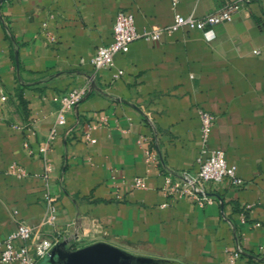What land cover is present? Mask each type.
Here are the masks:
<instances>
[{
	"label": "crops",
	"instance_id": "obj_1",
	"mask_svg": "<svg viewBox=\"0 0 264 264\" xmlns=\"http://www.w3.org/2000/svg\"><path fill=\"white\" fill-rule=\"evenodd\" d=\"M227 1L180 0L177 11L202 17ZM120 12L133 14L139 32L174 22L172 0L0 4V240L15 229V211L39 225L44 183L34 175L47 172L57 221L39 239L60 235L70 248L107 242L175 264H227L239 250L237 264H264V0L216 26L212 40L188 28L137 40L96 73L89 60L112 43ZM83 86L87 97L52 139L55 97ZM200 109L217 117L210 145L244 182L210 184L216 201L204 208L168 198L144 154L155 146L166 171L197 170ZM14 163L31 176L7 174ZM137 177L146 189L132 187Z\"/></svg>",
	"mask_w": 264,
	"mask_h": 264
},
{
	"label": "built area",
	"instance_id": "obj_2",
	"mask_svg": "<svg viewBox=\"0 0 264 264\" xmlns=\"http://www.w3.org/2000/svg\"><path fill=\"white\" fill-rule=\"evenodd\" d=\"M252 1L228 0L219 10L206 16L197 17L194 14L188 16L180 14L177 11L180 0H172L174 10L173 24L157 30L144 28L140 32L136 28L133 14L120 12L113 26L112 43L98 48L89 62L96 73L103 69H113L115 56L128 53L133 42L137 40L159 42L163 36L179 32L185 28L200 31L204 33L207 39L212 40L216 26L231 22ZM81 63L84 64L85 61L82 60ZM119 76L120 73L114 75L115 78ZM88 93V86L74 87L55 97L54 100L59 104V109L51 132L52 139L56 137L57 130L65 126L68 114L82 103ZM198 113L201 126L198 144L199 152L196 158L197 170L166 171L164 161L155 146L145 149L144 154L146 162L153 166L159 175H163L165 179L163 192L168 198L189 199L195 202L198 207L204 208L213 205L216 201V198L208 193L210 184L220 183L225 179H229L234 187L240 188L244 185V182L238 178L237 166L228 161L225 152L210 145V137L216 126L217 117L201 109L198 110ZM106 123L107 119L105 117L101 118V123L91 126L90 129L94 130L99 125ZM89 138V135H87L88 140ZM152 140L155 141L154 135ZM24 148L29 155L32 154L29 143L25 142ZM6 173L19 179L31 176L24 167L16 163L11 164L7 168ZM34 176L41 177L44 183L43 201L46 206L45 215L39 225L30 226L18 218L17 211L14 212L15 229L5 239L0 240L1 264H40L50 254L51 250L64 240L60 235L38 238L43 228L55 224L57 221V210L54 204L55 198L51 191L49 174L46 172L41 176ZM146 186V178L144 177L135 178L132 184L134 189L139 190L146 189ZM240 255L241 252L239 250L229 252L227 264H237Z\"/></svg>",
	"mask_w": 264,
	"mask_h": 264
},
{
	"label": "water",
	"instance_id": "obj_3",
	"mask_svg": "<svg viewBox=\"0 0 264 264\" xmlns=\"http://www.w3.org/2000/svg\"><path fill=\"white\" fill-rule=\"evenodd\" d=\"M3 0L0 1V4ZM41 264H175L165 259L133 254L107 242L72 249L67 242L56 245Z\"/></svg>",
	"mask_w": 264,
	"mask_h": 264
},
{
	"label": "rangeland",
	"instance_id": "obj_4",
	"mask_svg": "<svg viewBox=\"0 0 264 264\" xmlns=\"http://www.w3.org/2000/svg\"><path fill=\"white\" fill-rule=\"evenodd\" d=\"M81 244H76L74 246H72L71 248L72 249H78V248H82V247H85V246H80Z\"/></svg>",
	"mask_w": 264,
	"mask_h": 264
}]
</instances>
